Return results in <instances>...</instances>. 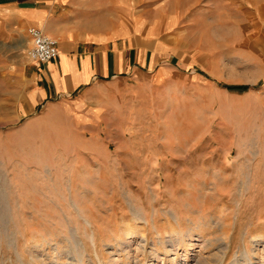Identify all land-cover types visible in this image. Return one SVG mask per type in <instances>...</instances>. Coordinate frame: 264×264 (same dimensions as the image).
<instances>
[{"label": "crops", "instance_id": "crops-1", "mask_svg": "<svg viewBox=\"0 0 264 264\" xmlns=\"http://www.w3.org/2000/svg\"><path fill=\"white\" fill-rule=\"evenodd\" d=\"M30 27L56 41L57 58H28ZM242 63V74L222 68ZM260 80L264 0H0V139L29 143L1 153L30 155L29 140L48 141L37 153L43 164L24 157L0 196L26 200L25 177L60 175L62 202H100L101 184H116L117 169L177 163L187 141L174 125L184 114L216 127L200 138L203 157L228 161L244 136L261 141L244 143L261 145L256 158H264L254 117L264 113V81L253 86ZM245 113L253 118L241 128ZM196 143L186 152H197Z\"/></svg>", "mask_w": 264, "mask_h": 264}, {"label": "rangeland", "instance_id": "rangeland-1", "mask_svg": "<svg viewBox=\"0 0 264 264\" xmlns=\"http://www.w3.org/2000/svg\"><path fill=\"white\" fill-rule=\"evenodd\" d=\"M220 53L226 59L225 53ZM222 68L237 74L247 71L245 63L233 65L232 70H228L229 64ZM246 114L241 115V128L253 118ZM255 115L256 130L264 133V113ZM174 126L175 133L187 141L180 144L181 153L176 150L177 163L117 169L120 177L116 184H101L105 193L100 202H62L65 197H61L59 173H55L58 178L46 182H32V178L25 177L24 185L33 192V196L24 195H28L26 200L22 197L15 201L12 195L10 203L6 196H0L1 214L12 217L11 229L17 232L25 264H232L236 257L238 264H249L243 261L246 250L252 264H264V158H256L261 145L244 143L261 141L243 136L241 150L231 152L227 156L230 159L223 161L220 155L203 157L207 142L200 138L208 130H215L214 125L195 114H184L176 118ZM244 130L248 128L242 133ZM198 139L202 141L196 143ZM23 141L0 139V168L7 174V181L0 177V189L8 191L14 187L13 170L24 157L30 158L31 166L43 164L37 153L48 141L29 140L30 155L1 153L5 147L20 152L23 146H29ZM193 143L197 144V152H186L187 144L195 146ZM204 158L213 159L210 162ZM101 172L104 179L113 176L111 170ZM51 187L53 194L49 192ZM52 200L59 202L53 204ZM134 212H138V218H134ZM128 227L134 230L127 231ZM76 228L78 242L71 237ZM6 229L5 232L10 231V227ZM187 232L193 234L191 242L172 250L168 240ZM92 233L95 242L89 236ZM49 238L61 239L56 261L43 256L46 251L42 247ZM225 239L228 248L223 258V251L216 247ZM33 242L41 248L29 249ZM0 264H22L5 233L0 234Z\"/></svg>", "mask_w": 264, "mask_h": 264}, {"label": "bare ground", "instance_id": "bare-ground-1", "mask_svg": "<svg viewBox=\"0 0 264 264\" xmlns=\"http://www.w3.org/2000/svg\"><path fill=\"white\" fill-rule=\"evenodd\" d=\"M8 207V205H7ZM5 206V209L7 208ZM10 207V206H9ZM1 209L3 207H0ZM4 209V210H5ZM10 211V210H9ZM134 218H138V212H134ZM12 217L10 214H1V210H0V225H1V228L0 229V234H6L7 236V239H8V242L11 246H14L15 249H16V253H17V258L19 259L20 263L22 264H25V260H24V257H23V254L21 252V249H20V246L18 245V238L16 236L15 233H17L16 231H13L11 229V226H12V222L11 220ZM86 222L90 225V221L85 219ZM131 225V224H130ZM134 225V224H133ZM3 226V227H2ZM128 226V225H127ZM7 227H10V231L9 232H5V230H7L6 228ZM13 228V227H12ZM127 231H133L134 228H129L126 229ZM12 232V233H10ZM176 232V231H175ZM78 228H76L75 230H72V234H71V237H72V240L73 241H76L78 242ZM192 232H187L185 235L183 233L180 234V238L179 236L177 235L175 238H171L169 239V246L171 247L172 250H175L177 248V246L179 244H185L186 242H191V236H192ZM5 236V235H4ZM91 238H92V241L95 242V239H96V236H94V234L92 233L91 235H89ZM37 237V236H36ZM32 241V240H31ZM35 241V240H34ZM39 241V240H37ZM61 239L59 238H49V239H45L44 242H46L45 244H43V247H42V251L45 252V254H43L44 257H48L49 259L53 260V261H56V258H58V255L56 256V252L60 250V246H59V243H60ZM34 243V242H33ZM45 245V246H44ZM76 245V244H75ZM42 245L39 246H36V242L34 243V245L32 246V248L30 247L29 249H32V250H36V247L39 249L41 248ZM185 246V245H184ZM28 247V246H27ZM81 247L83 248L84 246L81 244ZM228 248V241L225 239V240H222L216 247L217 250H219L220 252H222V257H226L227 254L225 253L226 249ZM77 250V249H76ZM228 252V251H227ZM56 256V258H55ZM75 257V256H74ZM73 256L71 258H74ZM175 257H174V261L173 263H175ZM264 259V258H263ZM52 261V262H53ZM243 261L244 262H248L249 264H252L251 263V258H250V255L248 254L247 250H246V253L243 255ZM262 263H263V260H261ZM72 262V261H71ZM239 262V259L238 257L234 258L232 264H238ZM74 263V262H73ZM46 264V263H45ZM56 264V263H55ZM101 264V263H100ZM246 264V263H245Z\"/></svg>", "mask_w": 264, "mask_h": 264}, {"label": "built area", "instance_id": "built-area-1", "mask_svg": "<svg viewBox=\"0 0 264 264\" xmlns=\"http://www.w3.org/2000/svg\"><path fill=\"white\" fill-rule=\"evenodd\" d=\"M28 34L31 46L27 51V56L30 60L42 64L57 58L58 48L56 41L46 35L42 29L30 27Z\"/></svg>", "mask_w": 264, "mask_h": 264}]
</instances>
